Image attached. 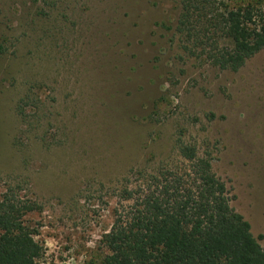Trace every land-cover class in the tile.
Instances as JSON below:
<instances>
[{"label": "rangeland", "instance_id": "1", "mask_svg": "<svg viewBox=\"0 0 264 264\" xmlns=\"http://www.w3.org/2000/svg\"><path fill=\"white\" fill-rule=\"evenodd\" d=\"M178 15L177 0H0V193L35 203L41 264H100L122 189L180 165L179 137L212 154L264 245V47L221 69L182 49Z\"/></svg>", "mask_w": 264, "mask_h": 264}, {"label": "trees", "instance_id": "2", "mask_svg": "<svg viewBox=\"0 0 264 264\" xmlns=\"http://www.w3.org/2000/svg\"><path fill=\"white\" fill-rule=\"evenodd\" d=\"M177 3L174 32L190 56L236 71L264 47L261 0ZM176 143L180 165L138 170V182L122 189L127 204L104 234L100 264H264L262 235L231 207L212 154L180 137ZM36 208L11 189L0 193V264H41L44 247L26 219Z\"/></svg>", "mask_w": 264, "mask_h": 264}]
</instances>
